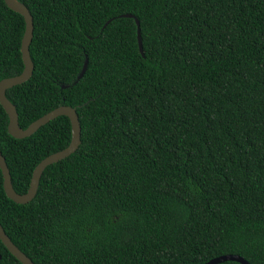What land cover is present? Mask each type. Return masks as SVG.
I'll return each mask as SVG.
<instances>
[{
  "label": "trees",
  "instance_id": "16d2710c",
  "mask_svg": "<svg viewBox=\"0 0 264 264\" xmlns=\"http://www.w3.org/2000/svg\"><path fill=\"white\" fill-rule=\"evenodd\" d=\"M18 1L34 18L33 75L7 90L19 124L71 106L82 142L27 204L0 168L11 240L36 264H264V0ZM25 27L0 0V81L24 70ZM71 138L67 116L15 138L0 103L19 194ZM0 254L22 264L1 240Z\"/></svg>",
  "mask_w": 264,
  "mask_h": 264
},
{
  "label": "water",
  "instance_id": "95a60500",
  "mask_svg": "<svg viewBox=\"0 0 264 264\" xmlns=\"http://www.w3.org/2000/svg\"><path fill=\"white\" fill-rule=\"evenodd\" d=\"M5 2L11 10L21 14L24 17L26 24L25 32L21 43V52H22V59L24 62V70L21 74L17 76L5 78L0 81V103L9 117L10 134L15 138H19V139L30 137L35 132H37L41 127L47 125L49 122L60 116H67L70 119L72 125V138L69 146L61 151L49 155L36 166V168L33 171L30 187L25 194H19L13 188L12 177L9 167L7 165L5 157L2 155L0 151V168L3 174L4 189L7 196L16 203L27 204L37 196L40 181L46 168L52 164L58 163L59 161L68 158L78 150L82 142L81 141L82 128H81V123L77 109L66 105H61L55 108L54 110L50 111L49 113L45 114L44 116L40 117L39 119L31 123L26 129L21 128L19 124L18 111L16 109V106L7 97V90L27 82L33 75L34 63L31 58L30 46L34 38V18L28 7L20 3L18 0H5ZM122 17L135 19L138 28L137 38H138L139 49L141 54L144 55L139 20L132 14H125L122 15ZM110 21L111 20L106 22L104 27H106L110 23ZM87 68H88V59L85 61L83 69L78 75L77 80L75 81L74 84H76L80 79L83 78L84 74L87 71ZM68 87L69 86H65V85L63 86V88H68ZM0 240L9 250V252L22 264H36L11 240V238L5 232L1 223H0ZM1 258L2 256L0 254V260ZM227 261H234L240 264H250L245 258L237 254L221 255L219 257L211 259L205 264H221Z\"/></svg>",
  "mask_w": 264,
  "mask_h": 264
}]
</instances>
